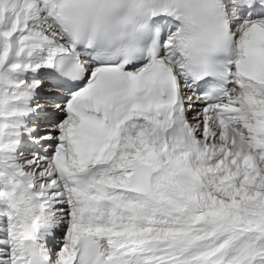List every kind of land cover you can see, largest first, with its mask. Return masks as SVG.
<instances>
[{"label": "snow or ice", "instance_id": "snow-or-ice-1", "mask_svg": "<svg viewBox=\"0 0 264 264\" xmlns=\"http://www.w3.org/2000/svg\"><path fill=\"white\" fill-rule=\"evenodd\" d=\"M0 264H264V0H0Z\"/></svg>", "mask_w": 264, "mask_h": 264}]
</instances>
